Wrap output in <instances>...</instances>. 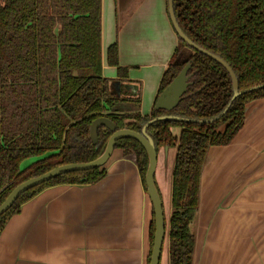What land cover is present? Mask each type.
Instances as JSON below:
<instances>
[{"label": "trees", "instance_id": "1", "mask_svg": "<svg viewBox=\"0 0 264 264\" xmlns=\"http://www.w3.org/2000/svg\"><path fill=\"white\" fill-rule=\"evenodd\" d=\"M174 11L180 28L193 43L231 67L240 91L264 85V0H174ZM101 13L102 0H0V204L34 176L98 158L113 134L102 127L99 142L92 143L90 127L98 118L110 119L118 130L141 133L155 118L212 120L230 105L233 83L227 70L194 49L188 61L178 63L180 54L189 48L179 38L151 113L140 112L139 93L132 100L134 109L115 110L128 101L111 93L110 80L103 75ZM107 63L117 69L124 87L129 73L119 64L117 44L108 48ZM188 64L192 85L178 107L171 112L156 110L158 97ZM263 98L264 88L251 90L212 123L159 121L148 128L157 152L165 146L176 149L169 264L194 262L196 238L190 225L199 210L209 150L230 145L245 125L247 105ZM173 128L181 129L180 136L173 134ZM115 149L136 156L147 193L145 149L130 138L119 140ZM30 158L40 159L21 170L22 162ZM106 175L105 166L67 173L27 191L0 216V234L9 219L45 189L93 185ZM154 233L152 212L147 264Z\"/></svg>", "mask_w": 264, "mask_h": 264}, {"label": "crops", "instance_id": "2", "mask_svg": "<svg viewBox=\"0 0 264 264\" xmlns=\"http://www.w3.org/2000/svg\"><path fill=\"white\" fill-rule=\"evenodd\" d=\"M178 43L168 0H102L103 75L110 87L119 82L107 63L113 44L129 73L121 87L128 102L115 110L134 109L139 93L140 112L151 113ZM105 168L96 184L50 187L25 203L0 234V264H147L151 205L136 156L115 149ZM190 230L193 264H264V98L247 105L230 145L209 150ZM161 264H169L168 237Z\"/></svg>", "mask_w": 264, "mask_h": 264}, {"label": "water", "instance_id": "3", "mask_svg": "<svg viewBox=\"0 0 264 264\" xmlns=\"http://www.w3.org/2000/svg\"><path fill=\"white\" fill-rule=\"evenodd\" d=\"M168 13H169L172 25L177 33V36L188 45L189 49L197 50L200 53L217 61L229 73L232 79V83H233V97L227 109L215 119L206 120V121L191 120V119H185V118L175 117V116H163V117L155 118V119L150 120L143 127L141 133H138V132H135L129 129L118 130L116 125L110 119L98 118L95 121H93L90 127V138H91L92 143L96 145L99 142L98 131L102 127H105L106 129L110 130L113 133L112 136L109 138L103 153L98 158H96L95 160L91 162L72 163V164L62 165L42 175L34 176L30 178L29 180L21 183L8 195L5 201L2 204H0V216L6 213L10 208H12L14 203L19 199V197L22 194L26 193L27 191L39 185H42L54 178H57L67 173L84 172V171H89V170H93V169H97V168H101L105 166L115 150L116 143L121 139L130 138V139L137 141L140 145H142V147L145 149L148 155V166H147L146 175H145V186L147 189V195H148L150 205H151V218H152V212H153L154 224H155L154 240H153V246H152V252H151L149 264H161L162 254H163L165 243L168 237V226H167V218H166L165 211H164L163 200L161 197L159 187L156 182V176H157L158 171L161 172V169H163L164 164L166 165L169 159L168 157H169L170 148L168 146H165L164 148L161 149L167 159H166V162L160 161L159 152H157L156 150L155 143L153 141L151 134L148 131V128L155 122H159V121H177V122H185V123L187 122H190V123L215 122L217 120H220L221 117L224 116V114H226L231 104L238 97H240L241 95L245 93L250 92L251 90L264 88V85H260L258 87H255L254 89L240 91L239 81L235 73L231 69V67L220 57H217L214 54L207 52L206 50L197 46L184 34V32L180 28L177 22V19H176V15L174 11V0H168ZM184 53L185 52L183 50V52L180 54V56L177 59L178 63H185L186 61H188V59L193 54V52H191L190 57L188 56L184 57ZM190 69H191L190 64L186 65L181 70V72L177 75V77L170 83V85L161 93L155 105L156 110L171 112L175 108L178 107L184 95L187 93L189 87L192 85V82H191L192 75H189ZM115 85L117 86V89H118L117 93L113 91V88L115 87ZM121 85L122 83L120 81L111 85L110 90L114 96L121 97Z\"/></svg>", "mask_w": 264, "mask_h": 264}, {"label": "rangeland", "instance_id": "4", "mask_svg": "<svg viewBox=\"0 0 264 264\" xmlns=\"http://www.w3.org/2000/svg\"><path fill=\"white\" fill-rule=\"evenodd\" d=\"M185 53H184V57H186L189 53L192 52L191 49L189 48H185ZM175 134H177L178 132L175 131ZM160 161H165L166 162V156L164 155L163 151L161 150L160 152ZM165 156V157H164ZM175 157H176V149L173 148V150L169 151V159L166 163V165L164 164L163 169H161V172H157V176H156V182L157 185L159 187L160 193H161V197L163 200V204H164V211H165V215L168 218V216L171 214V196H172V171H173V167H174V163H175ZM39 158H30L25 160L26 162H23L21 164V170L22 169H26L30 166V164L32 163V161L36 162Z\"/></svg>", "mask_w": 264, "mask_h": 264}, {"label": "flooded vegetation", "instance_id": "5", "mask_svg": "<svg viewBox=\"0 0 264 264\" xmlns=\"http://www.w3.org/2000/svg\"><path fill=\"white\" fill-rule=\"evenodd\" d=\"M160 152V151H159Z\"/></svg>", "mask_w": 264, "mask_h": 264}]
</instances>
